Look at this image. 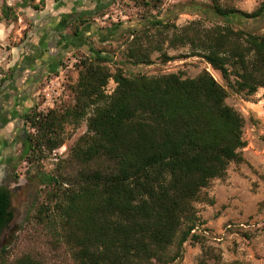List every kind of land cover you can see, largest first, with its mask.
<instances>
[{"label": "trees", "instance_id": "trees-1", "mask_svg": "<svg viewBox=\"0 0 264 264\" xmlns=\"http://www.w3.org/2000/svg\"><path fill=\"white\" fill-rule=\"evenodd\" d=\"M206 7L202 12L217 18L209 26L199 20L174 26L151 16L152 34L145 28L128 32L125 60L150 64L155 51L168 60L164 42L187 46L188 56L204 60L233 92L251 95L264 88V31L235 24L264 19V1L251 11L218 0ZM12 10L2 4L0 19L7 20ZM109 53L99 50L81 60L68 85L71 105L44 113L33 106L21 116L35 130L26 132L23 159L58 148L65 125L86 121L57 172L42 175L49 191L33 216L49 226L72 264H171L187 241L199 243L207 256L196 232L200 218L194 203L214 179L225 177L230 163L244 160V118L226 103L227 88L205 68L193 77L126 74L119 67L111 72ZM109 79L115 86L107 94ZM12 217L10 193L0 187V235ZM2 253L4 247L0 264H41L30 254L7 263Z\"/></svg>", "mask_w": 264, "mask_h": 264}, {"label": "rangeland", "instance_id": "rangeland-1", "mask_svg": "<svg viewBox=\"0 0 264 264\" xmlns=\"http://www.w3.org/2000/svg\"><path fill=\"white\" fill-rule=\"evenodd\" d=\"M218 1L241 10L251 11L264 0ZM37 2L38 0H0V8L4 3L13 8L8 19H2L15 20L16 12L24 13L25 7L34 9L32 5L38 4ZM148 2V5H144L142 0H111L102 9L103 13L95 16L91 21L102 28L123 22H140L137 27L145 28L148 34L155 31V28L149 26L148 20L151 16L155 19H164L166 23L174 26L184 25L191 20H199L203 26H209L217 21V18L210 13L202 12L211 0H160V2L149 0ZM20 4L25 5L19 6ZM20 7L24 8V11L19 10ZM235 24L250 30L264 31V19H236ZM129 40L128 34H124L114 45L97 47L110 52L108 55L110 61L106 65L111 72L119 67L126 74L160 75L180 72L182 77H193L205 68L227 88L226 103L234 107L244 118L242 138L245 146L241 149L244 160L238 164L230 163L225 177L214 179L209 187L202 191L200 199L194 203L200 218L196 232L201 235L208 255L202 252L199 243L187 241L183 245L182 255L171 264H200L201 260H204V264H222L235 259L245 264H264V88H258L251 95L235 93L226 86L220 74L212 70L204 60L196 56H188L187 46L170 48L166 46V42L163 43L162 48L170 59L163 60L161 53L155 51L150 55L152 61L150 64H131L124 57ZM72 56L77 61L66 70L64 91L53 109L73 103L68 85L75 82L79 64L87 56L80 52L65 54L59 66L63 67L64 62L68 63V59ZM114 86L113 80L109 79L104 87L105 93L109 94ZM39 96L38 94L34 104L35 109L41 102ZM85 130V119L77 126L65 125L63 144L42 157L23 159V144L18 152L11 151L12 154L4 158L8 161H0V187L23 193L27 199L26 217L18 224L12 241L4 247V254L2 253L7 263L13 262L23 254H30L41 264H72L67 249L49 226L37 221L33 214L49 191L41 181L42 175L57 172L59 166L63 164L62 161L67 157L69 148ZM23 132L25 137L26 132L33 134L35 130L24 124ZM7 136L13 143L14 140L10 139L9 134ZM213 196L215 203L209 204L208 201ZM214 256H219L220 259L217 260Z\"/></svg>", "mask_w": 264, "mask_h": 264}, {"label": "crops", "instance_id": "crops-1", "mask_svg": "<svg viewBox=\"0 0 264 264\" xmlns=\"http://www.w3.org/2000/svg\"><path fill=\"white\" fill-rule=\"evenodd\" d=\"M109 2L45 0L38 9L16 12L15 20L0 19V161H8L4 158L23 145L21 116L34 106L40 83L65 54L96 56L103 50L97 47L114 45L121 35L138 28L140 22L131 21L104 28L94 24L91 20ZM79 18L85 22L80 24Z\"/></svg>", "mask_w": 264, "mask_h": 264}, {"label": "built area", "instance_id": "built-area-1", "mask_svg": "<svg viewBox=\"0 0 264 264\" xmlns=\"http://www.w3.org/2000/svg\"><path fill=\"white\" fill-rule=\"evenodd\" d=\"M77 59L72 56L68 59V63L64 62V66H59L56 72L47 75L38 91L39 97L41 98L40 105L36 108L37 111H47L53 109L54 106L60 101V98L64 91V75L68 68L72 67V63L76 62Z\"/></svg>", "mask_w": 264, "mask_h": 264}, {"label": "water", "instance_id": "water-1", "mask_svg": "<svg viewBox=\"0 0 264 264\" xmlns=\"http://www.w3.org/2000/svg\"><path fill=\"white\" fill-rule=\"evenodd\" d=\"M7 190L10 193L13 217L0 235V249L10 244L13 235L17 230L18 224L21 223L26 217L27 209V199L25 194L10 189Z\"/></svg>", "mask_w": 264, "mask_h": 264}]
</instances>
